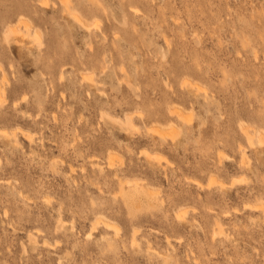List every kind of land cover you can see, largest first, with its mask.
Returning <instances> with one entry per match:
<instances>
[{"label": "rangeland", "instance_id": "1", "mask_svg": "<svg viewBox=\"0 0 264 264\" xmlns=\"http://www.w3.org/2000/svg\"><path fill=\"white\" fill-rule=\"evenodd\" d=\"M0 65V264H264V0H0Z\"/></svg>", "mask_w": 264, "mask_h": 264}, {"label": "bare ground", "instance_id": "2", "mask_svg": "<svg viewBox=\"0 0 264 264\" xmlns=\"http://www.w3.org/2000/svg\"><path fill=\"white\" fill-rule=\"evenodd\" d=\"M64 3H67L68 2V0H62ZM42 3H44V2H46V1H41ZM47 3V2H46ZM132 7V6H131ZM133 7H135V6H133ZM135 10H136V12L138 13V11H140L139 10V8L137 7H135L134 8ZM134 9L132 10V11H134ZM138 10V11H137ZM79 21L80 22H82V24H84L85 25V23H84V21L82 20V19H80L79 18ZM22 27H24L25 28V30L23 31V29H22ZM31 26H30V24L28 23V21H26V20H20V21H18V24L17 25H14V26H9L5 31H4V37H5V39L8 41V42H11V40H15L16 38H18L19 37V35L22 37V36H24L25 35V37L26 36H28V37H31L32 36V39L33 40H39L40 39V36H39V34L37 33V32H32L31 31ZM1 66V65H0ZM2 67V66H1ZM0 67V69L2 70V81H3V78H5L6 76H7V74H5V70L3 71V69ZM62 78V77H61ZM91 79H92V77H90ZM89 78V79H90ZM6 79V78H5ZM4 79V81H6ZM8 81V80H7ZM197 85V84H196ZM199 89V88H198ZM198 89H197V91H198ZM200 91V90H199ZM2 98V94H1V92H0V99ZM3 98H4V96H3ZM22 99V98H21ZM0 103H1V101H0ZM15 103V102H14ZM16 105H18L17 104V102H16ZM15 106V105H14ZM172 113L173 114H175L177 117H179L180 119H182V120H184V121H187V122H191L190 120V118H189V115H188V117L186 116V114L185 113H183V111L182 110H177V109H175V110H173L172 111ZM115 118V117H114ZM117 118V117H116ZM116 120V119H115ZM115 122V121H114ZM117 122L119 123L120 121L119 120H117ZM121 124L122 125H126V126H128V127H130V128H134L135 127V123H134V121H133V116L131 115V114H127L125 117H124V119L123 120H121ZM128 127H127V129H128ZM137 127V126H136ZM136 129V128H135ZM129 130V129H128ZM138 129H136V131H137ZM156 130H160V129H157L156 128ZM162 130V129H161ZM241 130H242V133L245 135V137H246V139H247V141H248V143H250V145L252 146V145H254L255 143H260V144H262V142H264V133L263 132H260V131H258V130H254V129H251L249 126H242L241 127ZM132 131V130H131ZM161 132V134L162 135H165L166 136V133L164 134L163 133V131H160ZM172 132V133H171ZM170 133L173 135V133H174V131H171ZM27 133V132H26ZM25 133V134H26ZM13 134V137L14 138H16L17 137V132L15 131L14 133H12ZM27 136V135H26ZM174 136V135H173ZM176 136V135H175ZM264 144V143H263ZM146 151V150H145ZM154 154V153H153ZM152 154V155H153ZM222 156V155H221ZM155 158H156V155L154 156ZM112 156L110 157V160H112ZM159 158V157H158ZM242 158L244 159H246V154H245V152L243 153V155H242ZM242 161H244V160H242ZM112 166V162L111 161H109V167H111ZM130 182H132L131 180H127V183H130ZM198 183V182H197ZM211 183V182H210ZM213 183V182H212ZM204 185V184H203ZM208 186V185H207ZM211 186V185H210ZM209 186V187H210ZM178 215V214H177ZM179 215H180V213H179ZM179 218H181V217H179ZM103 223V224H105L107 227H112V226H114V224L113 223H111L110 221H108V220H106V219H100L99 220V222L98 223ZM219 225H220V223H218ZM110 229V228H109ZM217 233V232H216ZM30 235L31 236H33V234H31L30 233ZM29 235V236H30Z\"/></svg>", "mask_w": 264, "mask_h": 264}]
</instances>
